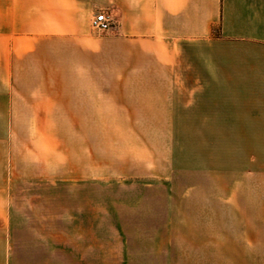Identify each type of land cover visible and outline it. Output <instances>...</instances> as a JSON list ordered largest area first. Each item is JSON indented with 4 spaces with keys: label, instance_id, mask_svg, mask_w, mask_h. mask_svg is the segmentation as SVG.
<instances>
[{
    "label": "crops",
    "instance_id": "crops-1",
    "mask_svg": "<svg viewBox=\"0 0 264 264\" xmlns=\"http://www.w3.org/2000/svg\"><path fill=\"white\" fill-rule=\"evenodd\" d=\"M36 2L42 0H21L25 18L26 14L37 20L53 16L68 26L24 22L8 27L6 35L21 36L20 43L0 42V116L11 118L9 131L18 129L13 122L23 113L16 109L20 99L31 100L25 107H31L33 115H49L51 101L39 100L62 98L59 77L50 81L44 76L31 91L19 88L24 76L17 70L29 68L31 58L45 62L52 50L49 42L35 44L34 36L68 34L76 39L71 49L84 46L87 60L94 43L83 41L88 28L78 25V20L112 10L117 26L113 41H108L116 43L121 66L136 69L116 80L103 76L95 82L92 63L89 67L85 60L91 70L89 75L85 70L82 89L69 91L73 112L85 116V130L94 123L95 108H100L103 130L111 129L109 115L116 110L118 130L188 132L176 135L170 144L163 139L148 145V154H159L161 148L169 154L172 171L212 172L221 184L229 177L231 201L225 204L224 220L241 233H218L223 213L221 206H215V264L223 258L236 264H264V197L261 202L254 199L264 196V0H45L46 5L52 3L47 10L30 5ZM99 46L106 51L111 43ZM51 82L57 83L53 89ZM35 121L31 128L39 131L40 121ZM10 147L19 158L15 162L30 161V153H24L28 143ZM92 155V151L85 154L86 168ZM88 174L86 170L76 178H91ZM19 175L21 180L44 177L39 170ZM38 264L54 263L40 260Z\"/></svg>",
    "mask_w": 264,
    "mask_h": 264
},
{
    "label": "rangeland",
    "instance_id": "rangeland-1",
    "mask_svg": "<svg viewBox=\"0 0 264 264\" xmlns=\"http://www.w3.org/2000/svg\"><path fill=\"white\" fill-rule=\"evenodd\" d=\"M30 5L47 10L52 3L46 5L42 0ZM21 8V0H0V42L14 39L20 43L21 36L6 33L8 27L24 22L68 26L53 16L37 20L26 14L25 18ZM101 11H108L114 19L109 33L93 29V16L78 20V25L88 28L83 41L94 43L87 60L84 46L71 49L70 43L76 39L68 34L34 36L35 44L49 42L52 50L47 51L45 62L30 57L29 68L17 70L24 76H20L19 88L30 91L44 76L50 81L61 78L62 98L39 100L51 101L49 115H33L31 107H25L31 100L20 99L16 109L23 113L14 116L15 131L8 128L11 118L0 116V264H38L40 260L54 264H215V206H221L223 213L218 233H241L239 227L224 220L228 213L225 204L231 201L229 177L221 184L212 172L172 171L169 154L161 148L156 156L148 154V145L163 139L170 144L176 135L188 132L118 130L121 124L116 110L109 115L111 129L103 130L100 108H95L94 123L85 130V116L76 115L71 108L69 91L82 89L80 81L85 79L86 68L89 75L91 63L95 82L103 76L116 80L136 69L121 66L116 43L108 41L114 37L116 13ZM102 42L111 43L109 49L102 50ZM50 85L53 89L57 83ZM32 120L40 121L39 131L31 128ZM12 143L30 145L24 149L25 155L30 153L29 162H15L19 158L15 150L12 153ZM90 151L92 163L86 168L85 154ZM37 170L43 178H17ZM86 170L91 178H76ZM263 197L255 195V202ZM220 262L236 264L225 258Z\"/></svg>",
    "mask_w": 264,
    "mask_h": 264
},
{
    "label": "built area",
    "instance_id": "built-area-1",
    "mask_svg": "<svg viewBox=\"0 0 264 264\" xmlns=\"http://www.w3.org/2000/svg\"><path fill=\"white\" fill-rule=\"evenodd\" d=\"M91 23L95 31L106 34L113 28L114 19L108 11H101L94 15Z\"/></svg>",
    "mask_w": 264,
    "mask_h": 264
}]
</instances>
